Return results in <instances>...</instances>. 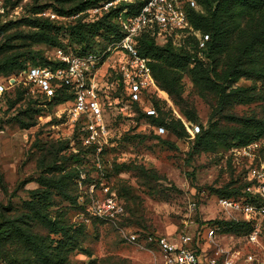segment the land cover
I'll use <instances>...</instances> for the list:
<instances>
[{"label":"rangeland","instance_id":"rangeland-1","mask_svg":"<svg viewBox=\"0 0 264 264\" xmlns=\"http://www.w3.org/2000/svg\"><path fill=\"white\" fill-rule=\"evenodd\" d=\"M81 1L64 3L71 8ZM62 2L24 0L0 18V59L17 56L29 65L33 51L52 57L54 50L49 45L32 43L20 34L33 30L21 21L36 15L43 22L63 27L60 38L73 52L77 46L69 44L67 29L84 14H59L64 8ZM39 9L41 12H36ZM116 43L114 35L104 30H99L92 42L94 51L110 56L98 75L100 85L105 87L101 94L108 125L101 151L83 144L80 123L69 116L70 103L52 104L50 98L33 93L18 76L0 74V170L10 193L16 191L14 205L20 207L29 191L38 187L43 152L63 143L66 148L59 153L58 164L76 168L70 189L79 197L75 205L58 196L53 209L64 210L72 221L85 225L83 250L71 255L70 264H102L100 259L108 256L126 257L132 264H164L158 248L146 241L149 234L165 235L177 242L190 236L207 256L221 253L231 257L234 264H264V216L241 232L223 231L220 226L212 236L208 233L210 227L219 226L218 221L231 219L218 199L225 189H235L232 196L236 198L243 194L241 187L250 165V157L237 152L236 147L220 145L214 151L198 153L193 150L196 135L192 134V126L199 125L201 131L210 120H222V115L214 114L215 98H202L185 75L186 105L177 104L163 91L156 99L166 122L181 119L188 135L179 138L166 125L167 131H161L137 104L129 101L124 87L111 76ZM239 83L252 81L242 78ZM230 111L261 116L264 104H237ZM195 115L197 118H192ZM261 143L264 147V140ZM54 158L49 155L51 167ZM139 165L155 169L167 179L152 174L146 177L138 171ZM111 195L126 210L116 223L95 208L102 207L105 197ZM0 201H8L1 189ZM131 234L137 236L135 241L130 239Z\"/></svg>","mask_w":264,"mask_h":264},{"label":"trees","instance_id":"trees-1","mask_svg":"<svg viewBox=\"0 0 264 264\" xmlns=\"http://www.w3.org/2000/svg\"><path fill=\"white\" fill-rule=\"evenodd\" d=\"M22 1L6 0V11L0 13V18H4ZM61 1L64 8L59 10V14L72 16L78 12L83 13L85 9L102 0H82L71 8H66L64 3L70 0ZM195 1L198 7H188V17L192 27L201 33L204 46L200 47L201 41L191 33L186 34L181 45H175L172 41L159 44L154 37L144 34L139 39L138 49L142 55L149 58L157 86L177 104H187L183 95L185 75L190 77L196 92L202 98H215L214 114L222 115L224 122L212 119L208 127L195 134L193 145L195 152L214 151L220 145L231 148L261 142L264 140V115L254 113L240 115L230 109L237 104L253 102L264 104V0ZM141 3L140 0L129 5L121 3L95 20H86V14L83 13L84 16L75 19V23L67 29L69 44L74 43L77 46L71 52L76 54L96 52L93 50L92 42L99 30L114 35L119 41L122 33L114 15L118 9L125 6L129 7V12H136ZM41 19L42 17L38 15L23 19L21 23L32 27L33 30L20 31L22 37L32 43L49 45L52 50L62 48L70 52V47H67L60 38L63 27H56ZM2 29L3 26L0 27V31ZM30 59L32 63L29 65L59 64L57 60L37 51H33ZM29 65L19 61L17 56L9 55L0 59V74L18 76ZM242 78L251 80L252 83H239ZM118 82L124 87L122 80ZM156 96L159 95L151 96L156 114H147L138 101L132 103L137 104L157 128L166 125L179 138L188 135L181 119L171 118L166 122ZM72 98L73 94L63 86L50 98V103L56 105ZM165 130L167 131L166 128ZM65 148L62 143L56 149L47 148L45 153L43 152V157L39 160L41 174L38 177V187L29 191V197L23 199L20 207L14 205L12 198L16 191L10 193L9 185L0 170V189L8 197L7 203L0 201V264H70L71 255L75 251L83 250L85 225L72 221L66 211L53 209L58 196L72 204L78 203L79 195L73 194L70 189L72 174H75L76 168L67 169L63 163L58 164L59 153ZM49 155L55 156L52 160L53 167L50 166ZM137 168L146 177L152 174L158 179H167L155 169H148L144 165ZM246 185L245 181L241 187L243 194L239 197L247 194ZM226 190L222 192L223 197L236 198L232 196L236 193L235 189ZM123 207L125 213V206ZM218 223L223 231L241 232L252 222L241 218L221 220ZM84 252L91 255L89 251ZM101 261L102 264L108 261L110 264H132L128 258L120 256H108L100 259Z\"/></svg>","mask_w":264,"mask_h":264},{"label":"built area","instance_id":"built-area-1","mask_svg":"<svg viewBox=\"0 0 264 264\" xmlns=\"http://www.w3.org/2000/svg\"><path fill=\"white\" fill-rule=\"evenodd\" d=\"M5 1L0 0V13L6 11ZM136 1L102 0L85 9L83 13L86 14V20H95L121 3L129 5ZM140 1L142 3L136 12H129L128 6L116 12L115 20L120 25L122 36L115 44L117 54L112 57L113 64L110 68L111 75L124 83L129 101H138L147 114H156L151 96L159 95L158 92L162 90L153 77L149 58L142 55L138 49L140 37L149 34L159 44L172 41L175 45H181L186 34L191 33L201 41L200 47L204 46V42L201 40V33L192 27L188 17V7H198L195 0ZM105 54L99 52L76 54L56 48L51 58L57 60L59 64L29 65L18 75V79L22 80L33 93L48 98H51L58 88L66 87L73 94L72 100L64 102L70 103L68 107L70 118L80 123L83 143L95 146L99 151L102 150L103 140L108 134L101 94L105 87L100 85L98 77L102 65L110 59V56ZM158 129L166 131L161 126ZM199 131V125L192 126L193 135ZM236 151L250 157V165L245 175L247 194L239 198L221 196L218 201L222 208L228 211L229 218L235 220L242 218L254 222L264 216V147L257 141L236 147ZM96 207L100 215L115 223L124 213L122 202L114 195L105 197L102 207L101 205ZM219 228L218 225L210 227L209 235L215 234ZM136 238L135 234L130 235L131 240L135 241ZM145 239L158 248L164 257V264H234L231 257H224L221 253L205 255L190 236L179 242L161 234H149Z\"/></svg>","mask_w":264,"mask_h":264}]
</instances>
